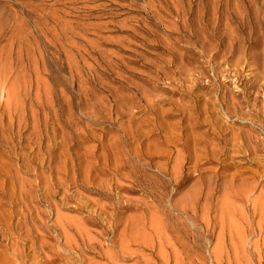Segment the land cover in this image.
Segmentation results:
<instances>
[{
  "label": "rangeland",
  "instance_id": "374dc122",
  "mask_svg": "<svg viewBox=\"0 0 264 264\" xmlns=\"http://www.w3.org/2000/svg\"><path fill=\"white\" fill-rule=\"evenodd\" d=\"M103 213L150 264H264V0H0V264H113Z\"/></svg>",
  "mask_w": 264,
  "mask_h": 264
},
{
  "label": "bare ground",
  "instance_id": "6f19581e",
  "mask_svg": "<svg viewBox=\"0 0 264 264\" xmlns=\"http://www.w3.org/2000/svg\"><path fill=\"white\" fill-rule=\"evenodd\" d=\"M12 97V96H11ZM17 102V101H16ZM13 105V104H12ZM10 107V106H9ZM9 110V109H8ZM10 111H11V109H10ZM34 113V112H33ZM262 113V112H261ZM11 114V113H10ZM35 115V114H34ZM36 116V115H35ZM12 117V116H11ZM38 122V120L37 119H34V122H36V121ZM35 124V123H34ZM12 125H13V122H12ZM21 125V124H20ZM36 125L37 124H35L34 125V127H36ZM37 127H38V125H37ZM36 127V128H37ZM39 128V127H38ZM38 130V129H37ZM41 136V135H40ZM263 142V141H262ZM263 145V144H262ZM37 151V150H36ZM40 151H42V150H40ZM39 150H38V153L40 152ZM93 151V150H92ZM256 151V150H255ZM35 152V151H34ZM36 153V152H35ZM105 153V152H104ZM110 153V152H109ZM39 154H41V152L39 153ZM39 154H37V155H39ZM36 155V154H35ZM37 155H36V161H37ZM88 155H89V153H88ZM102 155V154H101ZM100 155V156H101ZM106 155V154H105ZM110 155H111V153H110ZM104 156V155H103ZM39 157V159H41L40 158V156H38ZM42 158H43V155L41 156ZM70 157V156H69ZM87 157V156H86ZM93 157H95V155L93 156ZM102 157V156H101ZM109 156H106V157H103L104 159L105 158H108ZM92 158V157H91ZM96 158V157H95ZM70 159V158H69ZM89 159V158H88ZM113 159V158H112ZM35 160V159H34ZM42 160V159H41ZM102 160V159H101ZM111 160V159H110ZM119 160V159H118ZM67 161V160H66ZM65 161V162H66ZM94 161V160H93ZM103 161V160H102ZM250 161V160H249ZM32 162V161H31ZM31 162H29L30 164H31ZM45 162V161H44ZM43 162V163H44ZM39 163H41L40 161H39ZM42 163V164H43ZM75 163V162H74ZM249 163V162H248ZM42 164H40L41 166H42ZM67 164V163H66ZM73 164V163H72ZM71 164V165H72ZM85 164H86V162H85ZM105 164H106V162H105ZM108 164V163H107ZM29 165V164H28ZM50 165V164H49ZM87 165V164H86ZM85 165V166H86ZM109 165V164H108ZM65 166H67V165H65ZM85 166H83V167H85ZM93 166H94V164H93ZM119 166V165H118ZM59 167V166H58ZM82 167V168H83ZM90 167V166H89ZM95 167V166H94ZM60 168V167H59ZM73 168V167H72ZM71 168V169H72ZM66 169V168H65ZM96 169V168H95ZM258 169V168H257ZM61 170V169H60ZM67 171H69L68 170V168L66 169ZM65 170V171H66ZM35 171V170H34ZM58 171V170H57ZM56 171V172H57ZM65 171H64V173H65ZM52 172V171H51ZM56 172H55V174H56ZM77 172V171H76ZM82 172H84V171H82ZM89 172V171H88ZM91 172V171H90ZM104 172V171H103ZM59 173H61V172H59ZM68 173H71V172H68ZM67 173V174H68ZM63 174V173H62ZM61 174V175H62ZM88 174H90V173H88ZM93 174V173H92ZM70 175V174H69ZM68 175V176H69ZM77 175V174H76ZM41 177L43 176L42 174L40 175ZM56 176H58V175H56ZM65 176V175H64ZM68 176H66V177H68ZM78 176V175H77ZM76 176V179L77 178H79V177H77ZM80 176H82L81 174H80ZM45 177V176H44ZM59 177V176H58ZM65 177V178H66ZM75 177V176H74ZM93 177H94V174H93ZM93 177H91V178H93ZM45 178H48V177H45ZM50 178V177H49ZM69 178V177H68ZM82 178H83V176L81 177V180H82ZM41 179V178H40ZM67 179V178H66ZM71 179H72V177H71ZM86 180H88L87 178H85ZM95 179V178H94ZM96 179L98 180L99 178H97L96 177ZM42 180V179H41ZM46 180V179H45ZM45 180H43V184L45 183L44 181ZM48 180H50V179H47V183H48ZM52 180V179H51ZM58 181H59V179H57ZM61 180V179H60ZM81 180H79V181H81ZM86 180H85V182H86ZM96 180V181H97ZM57 181V182H58ZM76 181V180H75ZM77 182V181H76ZM97 182H99V181H97ZM28 183V182H27ZM53 183V182H52ZM50 181H49V184L48 185H50V184H52ZM90 183V182H89ZM106 183V182H105ZM105 183H104V185H105ZM30 184V183H29ZM54 184V183H53ZM59 184H60V181H59ZM61 184H62V182H61ZM71 184V183H70ZM85 184V183H84ZM109 184V183H108ZM22 185H23V182H22ZM47 185V184H46ZM45 185V186H46ZM73 185V184H72ZM80 185V184H79ZM25 186V185H24ZM61 186V185H60ZM108 186H110V185H108ZM40 187V186H39ZM51 187H53V186H51ZM51 187L49 188V186H48V190H50L51 189ZM74 187V186H73ZM76 187V186H75ZM75 187H74V189H75ZM80 187H81V185H80ZM85 186H83V189H85L84 188ZM102 187V186H101ZM101 187H99V188H101ZM33 188V187H32ZM32 188H30L31 189V191H33V189ZM42 187H40V189H41ZM43 188H44V190H46L45 188L46 187H44V185H43ZM43 188H42V190H43ZM55 188V187H54ZM67 188H69V187H67ZM67 188H66V191H67V194H69L68 193V190H67ZM82 188V187H81ZM25 189V188H24ZM30 189H29V191H30ZM79 189V188H78ZM94 189V188H93ZM103 189V188H102ZM20 190H22V188L20 189ZM26 190V189H25ZM53 190V189H52ZM51 190V191H52ZM60 190H61V187H60ZM80 190V189H79ZM97 190V189H96ZM209 190H211V189H209ZM28 190H27V194H28V192H29ZM53 191H55V190H53ZM82 191V190H81ZM85 191V190H84ZM100 191H101V189H100ZM106 191V190H105ZM37 192V191H36ZM41 192H43V191H41ZM47 192V193H46ZM46 194H48V193H50V192H48L47 190H46ZM59 192V191H58ZM89 192V191H88ZM12 193V192H11ZM19 193H20V191H19ZM31 193V192H30ZM33 193H34V191H33ZM38 193H39V191H38ZM44 193V194H45ZM54 194L56 193V191L55 192H53ZM66 193V192H65ZM96 193H97V191H96ZM95 193V194H96ZM105 193V192H104ZM209 193H210V191H209ZM20 194H23V191H22V193H20ZM25 194H26V192H25ZM26 194V195H27ZM32 194V193H31ZM59 194V193H58ZM76 194V192L74 193V195ZM79 194H80V191H79ZM83 194H85V192H83ZM245 194V193H244ZM25 195V196H26ZM48 195H50V194H48ZM47 195V196H48ZM82 195V194H81ZM97 195H99V194H97ZM105 195V194H104ZM103 195V196H104ZM243 195V194H242ZM28 196H32V195H28ZM27 196V197H28ZM43 196V195H42ZM46 196V195H45ZM76 196V195H75ZM84 196V195H83ZM85 196H86V194H85ZM88 196H89V194H88ZM88 196H86V197H88ZM91 196H92V194H91ZM102 196V195H101ZM208 196H209V194H208ZM19 197H21V196H19ZM50 197L52 198V196L50 195ZM65 197V196H64ZM105 197V196H104ZM32 198V197H31ZM30 198V199H31ZM67 198V197H66ZM69 198V197H68ZM95 198V197H94ZM20 199L21 198H19V201H20ZM26 199V198H25ZM27 199H29V197L27 198ZM26 199V200H27ZM33 199H35V198H33ZM48 199V198H47ZM54 199V198H53ZM64 199V198H63ZM98 199H101V198H98ZM98 199H96V200H98ZM102 199H104V198H102ZM24 202H25V200L24 199H22ZM52 200V199H51ZM65 200V199H64ZM81 200V199H80ZM105 200V199H104ZM31 200H29V202H30ZM33 201V200H32ZM37 201V200H36ZM35 201V202H36ZM15 202H16V200H15ZM34 202V201H33ZM39 202V201H38ZM53 203H55V200L54 201H52ZM82 202V201H81ZM100 202V201H99ZM41 203V202H40ZM66 203V202H65ZM68 203V202H67ZM84 203V202H83ZM91 203H93V202H91ZM31 204V203H30ZM35 204H37V202L36 203H33V205H32V207H34V209H35ZM89 204V203H88ZM97 204V203H96ZM95 204V205H96ZM103 204V203H102ZM102 204L100 203V205L102 206ZM24 205V204H23ZM38 205V204H37ZM77 205H78V202H77ZM80 205H82V204H80ZM80 205H78V206H80ZM91 205V204H90ZM22 206V205H21ZM25 206V205H24ZM23 206V207H24ZM51 206V205H50ZM56 206H57V203H56ZM101 206H100V209H101ZM193 206V205H192ZM22 207V208H23ZM32 207H30V208H32ZM49 207V206H48ZM51 207H53V205L51 206ZM50 207V208H51ZM94 208H96V207H94ZM189 208V207H188ZM33 209V208H32ZM38 209V208H37ZM53 209H55V208H51V210H53ZM93 209V208H92ZM102 209H104V208H102ZM112 209H114V208H112ZM25 210V209H24ZM23 210V211H24ZM50 210V209H49ZM59 210V209H58ZM58 210L56 211V212H58ZM94 210V209H93ZM95 210H97V208L95 209ZM187 210V209H186ZM41 211V210H40ZM103 211V210H102ZM104 211H105V209H104ZM103 211V212H104ZM114 211H115V209H114ZM12 212V211H11ZM20 212V211H19ZM25 212V211H24ZM27 212V211H26ZM29 212V211H28ZM35 212H37L36 211V209H35ZM42 212H44V213H42V214H45V211H42ZM51 212V211H50ZM157 212V211H156ZM21 213L22 212H20V215H21ZM30 213V212H29ZM52 213V212H51ZM91 213H93V212H91ZM99 213V212H98ZM145 213V212H144ZM154 213V212H153ZM152 213V214H153ZM195 213V212H194ZM17 214V213H16ZM23 214V213H22ZM38 214V213H37ZM36 214V215H37ZM53 214H54V212H53ZM60 214V213H59ZM111 214V213H110ZM142 215H143V213H141ZM155 214V213H154ZM1 215V214H0ZM10 215V218H11V213L9 214ZM13 215H14V213H13ZM19 215V216H20ZM39 215V214H38ZM38 215L36 216V217H38ZM51 215V214H50ZM92 215V214H91ZM103 215H105V218H104V220H103V222L104 223H107L108 225H110V226H108L109 228H103V226H101L103 229H104V232H106L107 233V237L106 238H108V236H109V234H111L112 236H113V241H112V245L113 246H115L114 248H116V252H115V255H112L110 252L108 253L107 251H109L108 249L106 250V252L103 250L104 249V247L102 248L101 247V245H100V247L102 248V250L104 251L103 252V255H105V257L107 256V260H109L110 262H112L113 264H114V262H115V260H119V259H125L126 261L127 260H135V262L137 263V264H148L149 263V260H151L150 258L149 259H147V252H152V254H151V256L153 255L154 256V254H153V251L152 250H156L157 249V247H159V249H160V254L159 255H161V252H162V255H163V251L165 252V250H166V247H165V242L164 241H162V240H160V241H157V239L160 237V236H157L158 234L156 233V232H154V233H156L155 235H156V237H158L157 239H149L150 238V235H151V237L154 235V233L152 232V228L153 227H155L156 226V223H155V226H153L152 228L150 227L151 226V224H150V229H151V232L153 233V235L152 234H150L149 233V236H148V234H147V231H149V230H147V229H145L146 228V223H144V219L146 218H144L143 216V218H141V216L140 217H137L136 215H135V219H128V220H126V218H125V220H126V222H124L125 223V229H124V227H123V231L119 234V237L122 239V236H120V235H123L124 237V239L123 240H121V239H119V240H121V241H119L118 242V240L116 241V240H114V239H116V237H115V234H116V229L118 228V225L121 223V220L120 219H114V215H107V213H103ZM26 216L27 217H30L29 216V214H26ZM25 214H24V219H25ZM42 216V215H41ZM57 216V215H56ZM61 216V215H60ZM116 216V215H115ZM147 216V215H146ZM22 217V216H21ZM26 217V218H27ZM36 217H34V218H36ZM101 217V216H100ZM150 217V216H149ZM153 217V216H152ZM158 217V216H157ZM157 217H155L156 219H157ZM33 218V217H32ZM42 217H39V220L41 219ZM61 217H59V220H61L63 223H64V221H65V219L64 220H62V219H60ZM116 218V217H115ZM133 218V217H132ZM7 219V218H6ZM87 219V218H86ZM93 219V218H92ZM95 219V218H94ZM93 219V220H94ZM97 219V218H96ZM96 219L93 221V222H95L96 221ZM102 219H103V217H102ZM147 219V218H146ZM155 219V220H156ZM209 219V218H208ZM5 220V219H4ZM27 220H29V219H27ZM33 220V219H32ZM37 221L36 222H38L39 220H38V218L36 219ZM57 220V219H56ZM72 219H69V221H71ZM74 220V219H73ZM73 220H72V223H68V225L69 224H72L73 225ZM88 220L90 221V219L88 218ZM148 220V219H147ZM150 220V219H149ZM3 221V220H2ZM21 221H23V218H22V220ZM26 221V220H25ZM41 221H42V219H41ZM61 221H60V223H61ZM68 221V220H67ZM66 221V222H67ZM158 221V220H157ZM210 221V220H209ZM6 222V221H5ZM27 222V221H26ZM25 222V223H26ZM30 222H32V221H30ZM35 221H33V223H34ZM81 222V221H80ZM85 222V223H84ZM84 225H83V223H80V225L82 224V226H85V224H87L86 222H87V220L85 221V219H84ZM99 222V221H98ZM145 222H146V220H145ZM155 222V221H154ZM25 223H24V225H25ZM27 223H29V222H27ZM55 223V222H54ZM89 223H91V222H89ZM88 223V224H89ZM148 223V222H147ZM39 224H41L40 222H39ZM43 225L45 224V227H46V223H44V221H43V223H42ZM56 224H59L58 222L56 223ZM93 224H96V223H93ZM92 224V225H93ZM100 224V223H99ZM146 224V225H145ZM162 224V223H161ZM166 224V223H165ZM5 225V224H4ZM9 225V224H8ZM7 225V226H8ZM28 225V224H27ZM31 225V224H30ZM38 225V224H37ZM36 225V229L38 228V226ZM64 225V224H63ZM71 225V226H72ZM154 225V224H153ZM159 225H160V223H159ZM163 225V224H162ZM6 226V227H7ZM42 226V225H41ZM58 226V225H57ZM65 226V225H64ZM71 226H69V227H71ZM74 226V225H73ZM88 226V225H87ZM95 225H93V227H94ZM99 226V225H98ZM105 226H106V224H105ZM164 226V225H163ZM30 227V226H29ZM54 227H55V224H54ZM59 227V226H58ZM66 227V226H65ZM65 227H63V231H65ZM96 227H97V225H96ZM107 227V226H106ZM130 227H134V229H131ZM158 227H161L162 228V226H158ZM57 228V227H56ZM74 228H75V226H74ZM73 228V229H74ZM90 228V227H89ZM101 228V229H102ZM121 228V227H120ZM5 229V228H4ZM29 229V228H28ZM36 229L34 230V232L36 231ZM58 229V228H57ZM68 229V228H67ZM82 229V228H81ZM83 229H85V227H83ZM81 230V234L83 235V233H82V231H84V230ZM99 229V228H98ZM131 229V230H130ZM157 228H155V230H156ZM168 229V228H167ZM166 229V230H167ZM9 230V228H7V230L6 231H8ZM31 229H29V230H26L25 232H26V235H27V232L28 231H30ZM56 230V229H55ZM60 230V229H59ZM78 230V229H77ZM88 230V229H87ZM87 230H86V232L85 233H88L87 232ZM90 230H92V229H90ZM146 230V231H145ZM155 230H153V231H155ZM158 230V229H157ZM156 230V231H157ZM15 231V230H14ZM68 231H69V229H68ZM103 230H101V232H102ZM160 232H158V233H160L161 234V230H159ZM164 231V230H163ZM11 232H12V230H11ZM61 232V231H60ZM71 232V231H70ZM73 232V235L75 236V234H74V230L72 231ZM78 232V231H77ZM76 232V233H77ZM100 232V233H101ZM29 233V232H28ZM49 233V232H48ZM69 233V232H68ZM91 233H92V231H91ZM99 232H98V234L101 236V234H100ZM163 233V232H162ZM224 233V232H223ZM29 234H31V231H30V233ZM62 234H65V232H63V233H60L59 235H62ZM70 234V233H69ZM78 234V233H77ZM89 234V233H88ZM93 234V233H92ZM147 234V235H146ZM166 234V233H165ZM32 235V234H31ZM81 235V236H82ZM94 235V234H93ZM168 235V234H167ZM170 235V234H169ZM9 236V235H8ZM30 236V235H29ZM33 236V235H32ZM70 236V235H69ZM73 236V237H74ZM79 237H80V235H78ZM87 236V235H86ZM90 236H92V235H89V237ZM103 236V235H102ZM104 236H106V235H104ZM118 236V235H117ZM161 236H163V234L161 235ZM31 237V236H30ZM61 237H64V236H61ZM88 237V236H87ZM88 237V238H89ZM99 237V236H98ZM164 237L165 236H163V238L162 239H164ZM33 238V237H32ZM44 238H46V235H45V237ZM47 238H48V236H47ZM49 238H51V237H49ZM56 238V237H55ZM75 238V237H74ZM81 238V237H80ZM83 238V240L82 241H84V237H82ZM88 238H87V240H88ZM91 239H92V237H90ZM89 238V239H90ZM96 238V237H95ZM169 238V237H168ZM26 239H28V235H27V237H26ZM64 239V238H63ZM167 239V238H166ZM165 239V240H166ZM173 239V238H172ZM51 240V239H50ZM56 240V239H55ZM77 240V239H76ZM79 240V239H78ZM86 240V239H85ZM106 240V239H105ZM168 240V241H167ZM166 241L169 243V241H171V240H169V239H167ZM26 241H31L30 240V238L28 239V240H26ZM53 241V240H52ZM57 241V240H56ZM75 241V240H74ZM89 241V240H88ZM91 241V240H90ZM98 241V240H97ZM96 241V242H97ZM34 242V241H33ZM32 242V243H33ZM39 242V241H38ZM43 242H44V240H43ZM70 242V241H69ZM77 242H79V241H77ZM76 241H75V243H77ZM85 242V241H84ZM94 242H95V240H94ZM15 244H16V242H14ZM13 243V244H14ZM34 243H36V242H34ZM74 243V242H73ZM86 243V242H85ZM90 243V242H89ZM93 243V241L90 243V244H92ZM14 244V245H15ZM43 243H42V241H41V245H42ZM49 244V246H51L50 245V243H48ZM14 245H12V246H14ZM75 245V244H74ZM81 245V244H80ZM89 245V244H88ZM93 245L94 244H92L91 246L93 247ZM102 245H106V244H102ZM167 245V244H166ZM169 245V244H168ZM48 246V245H47ZM47 246H46V249H47ZM64 246H67L68 248H69V246H68V244L67 245H64ZM82 246V245H81ZM84 246H85V244H84ZM90 246V247H91ZM170 246V245H169ZM15 247L17 248V245H15ZM33 247L35 248V246L33 245ZM41 247H43V246H41ZM71 247H73V246H71ZM76 247H78V244L76 245ZM89 247V248H90ZM108 247V246H107ZM174 247H176V246H174ZM173 247V248H174ZM14 248V247H13ZM30 248H32V247H30ZM34 248H32V249H34ZM84 248V247H83ZM85 248H87V247H85ZM97 248V247H96ZM109 248H110V246H109ZM113 248V249H114ZM171 248V247H170ZM39 250H40V245H39V248H38ZM69 249H74V247L73 248H69ZM80 249H81V247H80ZM88 249V248H87ZM100 249V248H99ZM18 250V249H17ZM16 250V251H17ZM43 250V249H42ZM63 250H65L64 248H63ZM82 250V249H81ZM89 250V249H88ZM19 251V250H18ZM21 251V250H20ZM19 251V252H20ZM35 251H37L36 249L34 250V252ZM41 251V250H40ZM71 251V250H70ZM73 251V250H72ZM77 251V250H76ZM79 251V250H78ZM173 251V250H172ZM14 252V251H13ZM25 251H23V253H24ZM85 252V251H84ZM155 252V251H154ZM166 252H168V251H166ZM16 254H17V252H15ZM56 253V252H55ZM99 253H101L100 251H99ZM105 253V254H104ZM20 254V253H19ZM144 254H146V256L144 255ZM165 254V253H164ZM149 255V254H148ZM167 255V254H166ZM177 255H179V254H177ZM16 256V255H15ZM18 256V255H17ZM78 256V255H77ZM80 256V258H82L81 257V255H79ZM79 256H78V258H79ZM101 256H102V254H101ZM134 256V257H133ZM21 258V256H18V258ZM47 257V256H46ZM133 257V258H132ZM164 257V256H163ZM79 258V259H80ZM171 258V257H170ZM81 260V259H80ZM158 260V259H157ZM166 260V259H165ZM47 261H48V259H47ZM50 261V260H49ZM151 261H153V259L151 260ZM170 261V260H169ZM168 261V262H169ZM117 262H119V261H117ZM161 262H162V260H161ZM165 262V261H164ZM163 262V263H164ZM48 263V262H47ZM170 263V262H169ZM150 264V263H149ZM165 264V263H164ZM168 264V263H167Z\"/></svg>",
  "mask_w": 264,
  "mask_h": 264
}]
</instances>
